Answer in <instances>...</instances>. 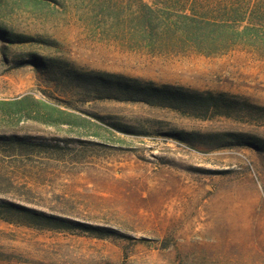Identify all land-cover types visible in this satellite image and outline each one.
I'll return each instance as SVG.
<instances>
[{"label":"rangeland","instance_id":"obj_1","mask_svg":"<svg viewBox=\"0 0 264 264\" xmlns=\"http://www.w3.org/2000/svg\"><path fill=\"white\" fill-rule=\"evenodd\" d=\"M145 3L158 18L264 7L0 0V202L95 227L0 216V264H264V111L250 106L264 107V47L206 55L150 40L137 19ZM5 32L28 37L13 43ZM32 54L48 64L26 62ZM94 72L239 105L231 116H191L109 97Z\"/></svg>","mask_w":264,"mask_h":264},{"label":"trees","instance_id":"obj_2","mask_svg":"<svg viewBox=\"0 0 264 264\" xmlns=\"http://www.w3.org/2000/svg\"><path fill=\"white\" fill-rule=\"evenodd\" d=\"M144 6L145 10L137 15V19L139 26L145 33L147 32V37L150 40H174L173 43L185 49L206 55L222 54L240 45L264 47V7H255L249 14L234 8L219 14H211L207 10L202 11L195 7L192 13L167 14L164 18H158L154 16L153 10L147 3ZM156 19H159L158 24H155L154 20ZM246 19L250 23L242 29L233 28L235 24H240ZM5 35L13 43L24 42L28 37L9 32H5ZM26 62L43 67L48 64L46 57L34 54ZM87 76L113 93L109 97L126 101H144L152 105L174 108L196 117H207L211 113L212 115L231 116L233 109L239 105L235 96L226 93L201 91L171 84L160 85L119 73L94 72ZM85 78H87L86 74ZM250 106L264 111L263 106L253 104ZM51 109L56 110L55 107H51ZM249 141L251 140H248V143H250ZM11 214H16L28 221L27 223L30 225L39 227L95 228L10 202H0V216L8 217L7 215Z\"/></svg>","mask_w":264,"mask_h":264}]
</instances>
